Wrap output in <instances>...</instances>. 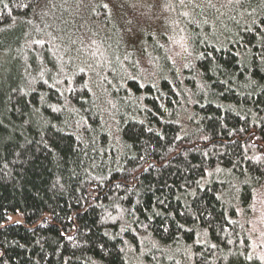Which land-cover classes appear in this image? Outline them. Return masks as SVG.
I'll use <instances>...</instances> for the list:
<instances>
[{"label": "trees", "instance_id": "1", "mask_svg": "<svg viewBox=\"0 0 264 264\" xmlns=\"http://www.w3.org/2000/svg\"><path fill=\"white\" fill-rule=\"evenodd\" d=\"M261 186L264 0H0V264H264Z\"/></svg>", "mask_w": 264, "mask_h": 264}, {"label": "rangeland", "instance_id": "2", "mask_svg": "<svg viewBox=\"0 0 264 264\" xmlns=\"http://www.w3.org/2000/svg\"><path fill=\"white\" fill-rule=\"evenodd\" d=\"M114 10L118 13L119 6L117 5ZM125 48H127V45H125ZM76 56L78 57L77 54ZM259 191L256 195L255 210L249 217V223L251 226V231L256 235H259L264 240V186H261Z\"/></svg>", "mask_w": 264, "mask_h": 264}, {"label": "snow or ice", "instance_id": "3", "mask_svg": "<svg viewBox=\"0 0 264 264\" xmlns=\"http://www.w3.org/2000/svg\"><path fill=\"white\" fill-rule=\"evenodd\" d=\"M105 7H107V5H105ZM185 15H187V14L185 13Z\"/></svg>", "mask_w": 264, "mask_h": 264}]
</instances>
